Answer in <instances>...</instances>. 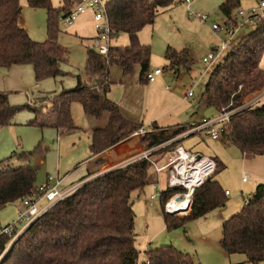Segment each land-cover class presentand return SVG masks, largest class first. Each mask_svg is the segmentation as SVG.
I'll return each instance as SVG.
<instances>
[{
    "label": "trees",
    "instance_id": "16d2710c",
    "mask_svg": "<svg viewBox=\"0 0 264 264\" xmlns=\"http://www.w3.org/2000/svg\"><path fill=\"white\" fill-rule=\"evenodd\" d=\"M78 0H62L58 8L50 0H25L31 9H43L46 16V39L33 41L22 26L19 0H0V68L28 65L35 82L55 79L64 74L60 65L67 62V52L57 43L59 18L68 16ZM178 0H109L106 9L114 37L126 34V47H111L106 57L88 50L85 62L87 82L76 76V86L60 94L44 96L23 106L13 107L5 93L0 92V128L8 126L20 111H28L32 119L28 125L53 128L67 133L75 131L72 106L78 104L85 116L106 117L102 128L92 131L89 152L92 156L126 140L142 126L126 120L119 107L108 98L112 82L108 68L117 65L123 78L130 77L140 67L139 82L146 84L149 72L150 47L141 45L138 33L152 25L157 14ZM240 8L239 0H226L218 10L224 17ZM264 17L253 30L234 42L225 52L223 61L208 70V78L199 105L233 109L244 98L264 89ZM171 66L188 69L190 58L186 51L165 54ZM37 100V103H36ZM185 125L172 129L152 130L140 136L144 149L186 132ZM221 140L237 148L245 159L264 156V102L234 114ZM180 142V141H179ZM177 141L174 145H178ZM171 147L154 155L164 156ZM42 153L38 145L33 152L13 154L19 162H27ZM154 160V159H153ZM158 165L159 159L155 161ZM1 164V163H0ZM219 168V169H218ZM221 169L217 161L213 173L192 194L195 212L191 217H176L164 213L166 200L183 191L165 184L160 191L161 216L167 231L184 227L197 217H204L214 209L223 208L226 195L215 175ZM95 172H89L84 182ZM153 166L144 161H132L120 168L88 180L38 218L15 241L0 264H137L134 213L130 196L134 192L158 183ZM36 169L29 164L15 169L0 168V211L9 204L32 197L35 193ZM9 238L0 236V254ZM220 246L227 255H244L248 263L264 261V185L256 187L244 201L240 211L222 222ZM140 264H199L171 246L145 252Z\"/></svg>",
    "mask_w": 264,
    "mask_h": 264
},
{
    "label": "rangeland",
    "instance_id": "374dc122",
    "mask_svg": "<svg viewBox=\"0 0 264 264\" xmlns=\"http://www.w3.org/2000/svg\"><path fill=\"white\" fill-rule=\"evenodd\" d=\"M261 1L264 0H242L239 10L247 11L251 7H258ZM198 6L199 8L197 9L191 8V11L206 16L207 20L201 21L195 17H189L183 0H178L169 7L162 9L157 14L154 23L148 25L146 28L148 41L151 42L148 45L151 51L149 70L154 71L155 69H161L163 71L162 77L165 83L162 87L171 88L169 92L174 96L172 99L176 101V98H183L185 91L190 90L192 85L196 83L192 89V97L186 101H179L181 110L177 118L179 123L183 124L189 122L191 116L197 111L198 101L208 78V71L205 72L204 70L206 65L201 62V58L210 52L212 45L216 46L220 41V36L213 32L212 25L221 24L224 20L218 10L219 5H216L214 0H199ZM22 11L24 18L26 16L25 13H28V22L31 26L33 36L41 35L43 39H41L42 41H35L30 36L29 37L38 43L45 41V10L31 9L26 5ZM88 12L90 11L85 10L83 13L79 14L76 19L86 16ZM76 19L73 21L74 23ZM258 20L259 19H256L253 25H245L236 35L234 42L250 33ZM262 23H264V21H262ZM70 27L71 25L66 24L64 19L59 18L57 43L68 54L67 62L60 65V70L64 75L55 79H44L36 83L30 66H12L11 68L15 70L10 71V74L4 81V90L2 89L0 91L7 95L10 106H23L33 99L31 98L32 95L49 92L60 94L63 90L71 89L75 85L73 76L76 73L81 76V79L86 77V54L88 50L94 52L95 50L91 47L92 42L89 39L90 35L88 33H81L84 34V36L77 33L76 36L74 33H71ZM84 28L88 30L91 29V31L94 32L93 22H91L90 25L84 22ZM120 36H122V34H120ZM120 43L121 38H118V44ZM168 48L171 52L186 51L191 59L188 65L189 68L186 69L184 66H171L174 67L175 70V72L172 73L171 69L168 68L169 62L165 57ZM113 67L116 68L117 66L113 65ZM26 69H28L29 72H26ZM112 70L115 71V69ZM116 78H118V75L114 73L110 74V80L112 82H115ZM160 78L161 77L156 79V83ZM126 79H131V85L127 88L133 102L135 101L136 104L139 105L142 101L147 100L146 86L139 83L137 71L131 78L129 77ZM35 84L38 85V89H34ZM148 85H152V83H148ZM115 88H117V86L113 87L112 91H114ZM263 91L264 89L246 96L242 104ZM167 92L168 91L165 89V93ZM37 98L42 99L44 96ZM262 102H264V99ZM215 113V110L212 108H201L197 111L193 120L198 121L202 117L210 118L216 115ZM149 115L150 110L147 117ZM26 117H28V119H26ZM72 117L76 126L82 129V133L74 135L69 134L70 136H66L65 139L62 140V150H60L62 164L60 167L58 163L59 157L57 158L55 150L57 142L56 131L53 129H40L28 125L27 123L32 119L31 113L28 111L18 112L12 118L11 124H9L11 126L8 125L9 127H4H8L6 130L8 131V142L3 141L5 146L4 150L9 149L15 152L21 153L23 151L29 153L33 152L35 148L40 145L42 153L39 156H43L44 154L48 156L47 166L46 169L40 166L38 158L35 156L36 158L30 159L29 163L19 162L15 158L6 160L0 164V168L15 169L29 164L37 169L39 176H36V184L41 182V178L46 172L49 173L53 171L49 175L51 177L59 176L57 173L64 171L63 168L66 166V163L74 157L76 151L78 149L79 152H81L82 149L85 151L86 148L87 136L83 134V130L88 127V121L90 120L87 118H91L88 116L85 118L77 104L72 106ZM193 128L194 127H192V129ZM4 133L5 132H3V135H5ZM183 139H186L183 142L185 148L186 146H190V153L215 158L213 160L216 164L217 161L215 160H219L221 169L214 177L220 182L223 191L228 192L226 195V204L223 208L210 211L204 217H197L190 220L184 227L173 231H167L162 220L159 199L152 201L149 198L151 195L157 194L158 190H161L167 182L168 173L167 175L165 173L157 174L158 176L160 175L158 184H150L146 186L141 193L134 192L130 196L134 213L133 232L135 234V248L138 252L137 264H140L144 260L145 252L163 246H171L180 252L188 254L199 264H253L248 263L244 255L225 254L220 246L221 228L222 222L240 211L244 205V201L251 197L258 184L260 185L263 182L262 184L264 185V157L259 156L245 159L237 148L222 140H211L205 131H195L190 134H184L179 141ZM170 147H174V144ZM166 152L164 156H162V154L152 155V158L154 161L159 159V163L163 161L165 163ZM57 163L59 165L58 168ZM164 163H162V165ZM77 172H80V170H77ZM165 175L166 177L164 180ZM61 176L62 175L59 177L61 178ZM243 178L247 183L242 181ZM92 179L93 178H88L84 181L86 182ZM258 180L262 182L257 183ZM7 207L8 206L2 210ZM9 207L11 209L5 213L4 219H0L1 223H9L16 218L19 203L9 204ZM193 210L190 209L188 212H180L181 210H179L173 215L180 218L191 217L194 214ZM254 264H264V261Z\"/></svg>",
    "mask_w": 264,
    "mask_h": 264
},
{
    "label": "built area",
    "instance_id": "2783aa9c",
    "mask_svg": "<svg viewBox=\"0 0 264 264\" xmlns=\"http://www.w3.org/2000/svg\"><path fill=\"white\" fill-rule=\"evenodd\" d=\"M109 0H78L77 5L71 11V13L64 17V22L71 25L76 17L83 13L85 10L92 12L93 28L96 36L93 41L92 48L98 55L106 57L108 55L111 42L115 35L114 30L111 28L109 18L107 15L106 5ZM192 0H183V4L186 6L188 16L195 17L201 21L207 20L204 15L193 13L189 6ZM264 1L259 3L258 7H251L247 11L236 10L228 17H225L221 24H213L212 30L218 34L220 41L218 45L214 46L210 52L201 59V62L206 65L207 72L210 68L221 63L225 52L232 46L234 39L239 31L247 24H254L256 19L264 17ZM162 74L161 69H155L148 72L146 79L148 83L155 81L156 77ZM196 83L192 85V88L187 91L186 97L192 96V89ZM264 99V91L257 96H253L251 99L244 102L241 106L233 109H222L215 117L209 119H202L197 125H192L190 129L184 132V134H190L195 131H205L209 138L213 141L220 140L225 126L229 123L231 117L244 109H249L259 104ZM192 127H194L192 129ZM148 132L145 128L138 129L133 136H141ZM183 133L166 141L163 144L157 145L150 149H144L132 161L144 160L150 163L155 172L165 173L168 178L166 185L169 188L180 187L182 192L176 193L169 197L163 206L164 213L173 215L180 212H188L191 209V199L193 192L199 188L202 183L213 173L216 163L213 159L200 156L196 159V155L186 151L180 145H174L172 148V155L168 157L167 161L163 165H158L152 158L154 153L161 149L168 148L177 141H179ZM131 161V162H132ZM208 171L207 175L203 178H198L200 173ZM244 182L245 179L243 178ZM87 182V181H86ZM84 182L74 185L68 189L60 188V179L58 177L48 176L40 185L35 187V193L32 197L22 199L19 204L20 208L17 211L16 218L9 224L3 225L0 223V236L4 235L9 238L4 250L0 254V262L10 250L15 241L27 230L38 218L46 213L57 203L65 199L69 194L79 188ZM160 189L157 194L151 195L150 200L160 199ZM228 192H225L227 195ZM174 198H178L182 205L179 208L173 207Z\"/></svg>",
    "mask_w": 264,
    "mask_h": 264
},
{
    "label": "crops",
    "instance_id": "0c3cea01",
    "mask_svg": "<svg viewBox=\"0 0 264 264\" xmlns=\"http://www.w3.org/2000/svg\"><path fill=\"white\" fill-rule=\"evenodd\" d=\"M71 1H74V0H71ZM205 1H207V0H205ZM214 1L216 2V5L220 6L226 0H214ZM50 2L52 4V6L55 8L60 7L62 5V0H50ZM198 2H199V0H192L191 4L189 6L190 10H191V8H196V9L199 8ZM239 2L241 5L242 0H239ZM19 4H20L22 9H24L25 6L27 5L25 0H19ZM186 11H187V9H186ZM90 12L86 13L87 14L86 16H82L79 19L77 18L75 23L73 22V24H71L70 31H71V33H74L75 35L77 33H79L80 35H83V36H84V34H81V33H88L90 35L89 39L92 42L91 43V47H92L94 38L96 36V33H94L95 30L93 32V31H91V29L88 30V29L84 28V22L89 24V25L91 22H93L92 21V12L91 13ZM25 15L26 16L24 18L23 17V11H22V15H21L22 26L27 30L29 36L33 40L42 41L41 39H43V37L41 38V35H37L35 37L33 36L31 26L28 22L29 21L28 13H25ZM222 17L225 18L223 15H222ZM147 27L148 26H145L138 33V40H139L140 44L144 45V46H148L151 43L150 41H148V38H147V29H146ZM83 36H80V37H83ZM118 38L119 39L121 38L120 44H118ZM128 44H129L128 36L126 34H122V36L119 35L117 38H115L111 42V47H126ZM213 47L214 46L212 45V48ZM188 56H189V54H188ZM203 57H205V56H203ZM114 66H117V65H114ZM261 66L264 67V58L262 59ZM10 68L9 69L0 68V91L2 89L4 90V81L6 80L5 78L10 74V71L15 70L13 68H11V69ZM116 68H114L113 65L109 66V68H108L109 79H110L111 73L118 75V78H116L115 82H112L110 80L112 82V85L110 86L108 98L110 101L114 102L119 107L121 114L129 122L134 123V124H139L142 126L141 128H145L148 131H150L153 129V127H156L158 129H165V130L166 129H172V128L174 129V128L182 127L185 125H189L191 127L192 125L199 124L202 119H209V118L202 117L198 121L193 120V117L196 116L197 111L201 108H205V107H201L199 105V101H198L197 111L194 113V115L191 114L192 115L191 120H189V122H187L186 124L185 123L184 124L179 123L178 118H177L179 115V112L181 110V107L179 106V101L180 100L186 101L189 98H191L192 96L186 97V94L188 91L187 90V91H185L183 98H176V101H174V99H172V97H174L173 94L171 92H169V91H171V88L168 89V87L167 88L162 87V85L165 83V80L162 77L163 71H162L161 75L156 77V79L161 77L157 83H156V79L154 82H152V85H148V81H147V83L145 84L146 92H147V100L142 101L139 105H137L136 102L135 101L133 102V99L130 98L131 95L129 94V92H128L129 90L127 88L129 85H131L130 84L131 79L123 78L121 75V69L118 66ZM149 68H150V61H149ZM168 68L171 69L172 73L175 72L174 67H171L170 63H169ZM112 69H115V71H113ZM30 70H31V68H30ZM204 70L206 71V67L204 68ZM136 71H137L138 81H139V72H140L139 66L135 67L133 75L136 73ZM26 72H29V70L26 69ZM149 72H150V70H149ZM76 76H79V78L81 79V76L78 73H76L73 76L74 80H75L74 87L76 86V79H75ZM131 76H130V78H131ZM127 78H129V77H127ZM81 80H83L84 82H87V77H83V79H81ZM142 85H144V84H142ZM115 86H117V88H115L114 91H112V88ZM34 89H38V85L35 84ZM165 89L168 91L167 93H165ZM118 90H119V93H118ZM202 92H203V90H202ZM52 95H57V94L55 92H49V93H40V94L32 95L31 98H33V99L28 103L35 101V99H37V97L52 96ZM148 97H149V101H148ZM79 108L81 110L80 106H79ZM149 110H150V115L147 117ZM71 111H72V109H71ZM81 112H82V110H81ZM215 112H216L215 114L217 115L218 112L216 110H215ZM216 115H214L212 117H215ZM84 117L87 118V116H85V115H84ZM146 117H147V119H146ZM212 117H210V118H212ZM26 119H28V117H26ZM87 119L90 120V121H88L89 122L88 127L85 130H83V134L87 136V143H86L85 151L82 149V151L79 152V149H78L76 151L74 157L66 163V166L63 168L64 171H62L61 173L60 172L57 173L59 176L62 175L61 178L59 176H57L60 179V188L61 189H68L74 185L79 184V181H82L83 179H85L89 172H95L94 175H92L90 177V178H95V177L103 175L109 171L120 168V167L130 163L134 157H136L141 151L144 150V148L141 144V141H140V136H133V134L136 132L135 131L126 140H123L122 142H120L117 145L103 151L102 153H100L98 155L92 156L89 152V145L91 143L92 131H94L97 128H102L106 124V117H103V118L98 119V120L93 119V118H91V119L87 118ZM9 126H11V125H9ZM8 127H6V128L1 127L0 128V163L8 160V158L11 157L13 154L20 153V152H15V151L9 150V149L4 150L5 146H4L3 141L8 142V131H6ZM75 127L77 128L75 131L67 132V133L58 131V130L53 129V128H42V129H53L56 131V134H57L56 141L57 142H56V149L55 150H56L57 158L59 157L58 163H59L60 167L62 164V161L60 159L61 158V156H60L61 151L60 150H62V147H61L62 140H64L66 136H70L69 134L74 135V134L82 133V129L79 128L78 126H76V124H75ZM3 132H5L4 133L5 135H3ZM185 140L186 139L181 140L178 145L185 148L184 143H183ZM172 148H170V150L166 152L165 162L167 161L168 157L172 155ZM190 149H191L190 146H188V147L186 146V148H185V150L188 152L191 151ZM204 157L210 158L208 156H204ZM262 157H264V156H262ZM33 158H36V157H33ZM33 158H31V159H33ZM37 158H38L39 165L42 166L43 168L45 167V169H46L47 162H48V156H45V154H44L43 156H37ZM210 159H215V158H210ZM215 161H219V160L216 159ZM28 163H29V161H28ZM58 163H57V168L59 167ZM162 163H164V161L161 162V164ZM77 170H80V172H77ZM59 171H60V168H59ZM52 172H49V173L46 172L43 175V177L41 178V182H39V184H41ZM207 173H208V171H203V173L199 174L198 178L200 179V178L205 177L207 175ZM36 176L37 177L39 176L37 173V169H36ZM159 176H157L158 181L160 180ZM165 177H166V175L164 176V180H165ZM36 181H37V178H36ZM36 181H35V187L39 185V184H36ZM259 182H262V181L258 180L257 183H259ZM244 183H247V181H244ZM219 184H220V182H219ZM16 203H18V202H16ZM190 205H191L190 206L191 210H193V207H194L193 212H195V205H194L192 199H191ZM7 206L8 207L6 209H4L0 212V219H4L5 213L11 209L9 207V205H7ZM19 208H20V204H19ZM19 208H18V210H19ZM11 222H9V223H11ZM9 223H5V224L1 223V224L6 225Z\"/></svg>",
    "mask_w": 264,
    "mask_h": 264
},
{
    "label": "bare ground",
    "instance_id": "6f19581e",
    "mask_svg": "<svg viewBox=\"0 0 264 264\" xmlns=\"http://www.w3.org/2000/svg\"><path fill=\"white\" fill-rule=\"evenodd\" d=\"M176 201H178V202H176ZM173 204H171L173 207H176V208H179L180 206H182V205H186V203L185 204H181V202L179 201V199L178 198H174V200H173V202H172ZM180 209V208H179ZM177 211H179V210H177Z\"/></svg>",
    "mask_w": 264,
    "mask_h": 264
},
{
    "label": "water",
    "instance_id": "95a60500",
    "mask_svg": "<svg viewBox=\"0 0 264 264\" xmlns=\"http://www.w3.org/2000/svg\"><path fill=\"white\" fill-rule=\"evenodd\" d=\"M200 155H196V159H199Z\"/></svg>",
    "mask_w": 264,
    "mask_h": 264
}]
</instances>
